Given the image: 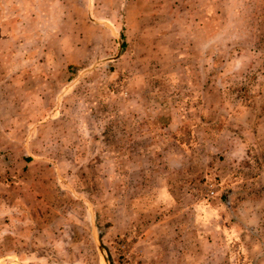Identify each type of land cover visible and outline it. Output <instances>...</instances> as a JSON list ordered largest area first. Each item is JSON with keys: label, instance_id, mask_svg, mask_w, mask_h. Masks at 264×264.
<instances>
[{"label": "rangeland", "instance_id": "374dc122", "mask_svg": "<svg viewBox=\"0 0 264 264\" xmlns=\"http://www.w3.org/2000/svg\"><path fill=\"white\" fill-rule=\"evenodd\" d=\"M0 264H264V0H0Z\"/></svg>", "mask_w": 264, "mask_h": 264}]
</instances>
